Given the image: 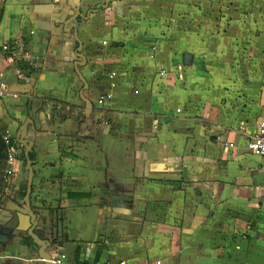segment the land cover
<instances>
[{
  "label": "crops",
  "instance_id": "0c3cea01",
  "mask_svg": "<svg viewBox=\"0 0 264 264\" xmlns=\"http://www.w3.org/2000/svg\"><path fill=\"white\" fill-rule=\"evenodd\" d=\"M105 1L0 0V131L35 122L36 232L64 239L53 256L67 264H264V159L248 148L264 120V0H209L231 13L206 20L208 0ZM79 10L81 54L66 24ZM21 145L0 264H43L29 217L9 227Z\"/></svg>",
  "mask_w": 264,
  "mask_h": 264
},
{
  "label": "water",
  "instance_id": "95a60500",
  "mask_svg": "<svg viewBox=\"0 0 264 264\" xmlns=\"http://www.w3.org/2000/svg\"><path fill=\"white\" fill-rule=\"evenodd\" d=\"M111 0L105 1V3L101 5H97L96 8L102 7L105 8L108 6ZM96 8L94 10H96ZM93 10H91L92 12ZM90 15V13H87V15H84L82 11H76V14L72 16V19L67 20L66 24L71 23V29L73 30L74 35L76 36L75 41L79 43L78 51L79 54H81L83 50V45L78 37V24L82 19L87 18V16ZM65 24V22H63ZM84 64H80L79 62L76 63V69L78 73H80L79 69L80 66ZM86 87H88L87 84H85ZM88 103V107L92 108L93 103L86 99ZM31 125L32 130L35 131V122L32 119L31 121H26L22 123L20 128L18 129L16 133V139L19 143L23 144L25 147V161L26 165L25 168L27 170V184H26V194L25 196L20 199V195L12 196V199L9 201V203L6 205V210H8L12 214V222L9 225L10 228H14L17 230H22V217L21 215H25L29 217L30 225L28 228L24 229L26 231L25 235L30 236L34 244L39 247L38 255L39 259L43 264H54L53 263V252L55 249L59 247L58 244H54L50 239L47 238H41L38 233L36 232L39 221H40V215L37 214L34 211V208L31 205V193L33 188V179L35 175V171L33 168V164L36 162V160H32L30 158L29 152L32 150L33 143L31 140L26 138V135L28 134V126Z\"/></svg>",
  "mask_w": 264,
  "mask_h": 264
},
{
  "label": "built area",
  "instance_id": "2783aa9c",
  "mask_svg": "<svg viewBox=\"0 0 264 264\" xmlns=\"http://www.w3.org/2000/svg\"><path fill=\"white\" fill-rule=\"evenodd\" d=\"M4 50L9 49L8 44H4L2 46ZM117 76V73L114 71L110 74V86L112 87L114 85V80ZM4 86V84H2ZM113 99V91L112 88L102 94H100L97 97V104L99 106H106L111 100ZM5 141L8 144V171H7V180L10 177V175L13 173V163L16 159V155L20 152V149L22 145L17 141L15 137L12 135L5 134L4 135ZM232 146V144L228 145ZM248 148L250 151L254 154L262 156L264 159V120L260 123L259 129L253 134L251 139L248 142ZM53 263L54 264H67L63 257L60 255L53 256ZM74 264H80L78 262ZM97 264H110L108 262H99ZM119 264H128L126 261H121Z\"/></svg>",
  "mask_w": 264,
  "mask_h": 264
},
{
  "label": "trees",
  "instance_id": "16d2710c",
  "mask_svg": "<svg viewBox=\"0 0 264 264\" xmlns=\"http://www.w3.org/2000/svg\"><path fill=\"white\" fill-rule=\"evenodd\" d=\"M29 155L32 160L36 159V154L34 153L33 149L29 152ZM8 167V144L5 141L4 135L0 131V191H3L4 188L7 186ZM23 241L25 243L27 242L28 244H34V241L30 236H25ZM63 241L64 239H55V243H58L60 245L61 243H63Z\"/></svg>",
  "mask_w": 264,
  "mask_h": 264
},
{
  "label": "rangeland",
  "instance_id": "374dc122",
  "mask_svg": "<svg viewBox=\"0 0 264 264\" xmlns=\"http://www.w3.org/2000/svg\"><path fill=\"white\" fill-rule=\"evenodd\" d=\"M205 4L209 5V7L207 6L206 8L201 9V15L203 16V18L205 20L207 17L208 18L219 17V16L222 17L223 15H224V17H226V16L230 15V13H231L230 10H226V9H224L222 11H218L216 8L212 7V5L209 3V0ZM222 13H224V14H222ZM195 18H197V17L195 16ZM201 24H203V23L201 22ZM226 27L228 28V26H221L219 24L217 26H215L214 24H211L209 26H206L205 28H206V30H212V29L216 30L217 29L218 31H220V30L222 31V29H224L225 31H227Z\"/></svg>",
  "mask_w": 264,
  "mask_h": 264
}]
</instances>
